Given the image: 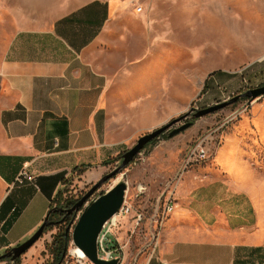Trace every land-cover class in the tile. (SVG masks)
Instances as JSON below:
<instances>
[{
    "label": "crops",
    "instance_id": "obj_1",
    "mask_svg": "<svg viewBox=\"0 0 264 264\" xmlns=\"http://www.w3.org/2000/svg\"><path fill=\"white\" fill-rule=\"evenodd\" d=\"M120 1L86 0L46 26L0 25V255L37 230L79 168L97 179L134 132L161 122L159 59L113 75L95 49ZM178 155L150 157L157 175L174 173L175 204L140 264H264V181L241 142L225 136L214 163L174 179ZM22 169L33 183L14 184ZM43 249L37 240L21 264Z\"/></svg>",
    "mask_w": 264,
    "mask_h": 264
},
{
    "label": "rangeland",
    "instance_id": "obj_2",
    "mask_svg": "<svg viewBox=\"0 0 264 264\" xmlns=\"http://www.w3.org/2000/svg\"><path fill=\"white\" fill-rule=\"evenodd\" d=\"M84 1L0 0V25L7 30L20 24L46 26ZM138 5L142 7L140 13L134 11ZM118 11L121 14L119 21L110 24L95 49L101 51V59L107 56L106 67L113 75L134 62L152 71V60L155 58L158 62L159 59L155 74L160 76L161 122L134 132L116 155L118 157H111L112 161L104 165L97 179L87 180L78 175L68 178L52 207L68 198L79 200L99 178L121 163V154L131 148L140 135L184 114L191 107H207L264 84V0H121ZM186 120L192 122L190 127L170 138L166 132L161 134L91 196L106 191L118 180H125L128 182L126 202L145 212V219L138 225L130 215L119 218L115 230L119 264H140L152 248L156 222L151 221V216L156 206L160 209L163 205L165 181L174 175L165 179L157 175L154 163L150 162L151 155L168 154L178 147V171L187 150L204 137L202 145L207 158L190 163L184 169L187 172L203 162L204 166L214 163L215 152L225 136L231 135L241 142L257 175L264 181V94L253 100L240 98L215 112ZM137 183L147 187L143 194L134 197ZM78 214L68 222L56 223L41 235L38 240L44 242V249L34 256L36 264H51L46 245L50 244L58 228H68L70 238L62 264H92L73 252L71 230ZM25 253L18 263L10 264H21Z\"/></svg>",
    "mask_w": 264,
    "mask_h": 264
},
{
    "label": "water",
    "instance_id": "obj_3",
    "mask_svg": "<svg viewBox=\"0 0 264 264\" xmlns=\"http://www.w3.org/2000/svg\"><path fill=\"white\" fill-rule=\"evenodd\" d=\"M263 94L264 84L254 88H249L244 92L207 107H191L184 114L172 118L169 122L140 135L137 138L135 144L121 154V163L99 178L97 182H95L89 188V190L75 202L73 206L70 208H57L58 210L67 214L79 213L71 230V243L80 249L84 256L92 264H118L120 260L119 258H113L110 260L98 258L96 240L103 224L114 214H116L122 206L127 185L125 180H118L102 194L91 197L96 189L104 181L118 174L120 170L124 168L129 162H131L134 157L140 153L143 147L152 139L158 138L165 132L170 138L190 127L192 122L186 120L188 117L199 118L224 108L225 106L236 102L240 98H249L250 100H253ZM54 209L55 207H52L48 211L41 225L29 238L10 248L3 255H0V258H9L8 262L13 263L17 257L25 253L41 237L44 228L54 223L53 221L49 220V214ZM65 232L68 233V228L65 229ZM65 252L66 249L63 252V256Z\"/></svg>",
    "mask_w": 264,
    "mask_h": 264
},
{
    "label": "built area",
    "instance_id": "obj_4",
    "mask_svg": "<svg viewBox=\"0 0 264 264\" xmlns=\"http://www.w3.org/2000/svg\"><path fill=\"white\" fill-rule=\"evenodd\" d=\"M137 12L142 10L140 5L135 7ZM204 141V137L197 142L196 145L189 148L184 156L182 167H180L177 176L174 179H177L181 172H184V169L193 162L204 161L207 158V152L204 149L202 142ZM25 182L33 183L34 177L33 175L26 172L25 169H22L18 172L15 177L14 184H23ZM126 185L128 187V182ZM173 182L171 180L166 182V186L162 192L164 196V203L160 207L156 206L154 212L151 216V221L155 220L156 227L155 232H152V247L157 245V234L159 226L162 220L172 211V208L175 204V198L173 195V191L170 189ZM127 190V188H126ZM146 191V186L142 183H137L135 186V196L137 197L139 194H143ZM126 192V191H125ZM126 197V194H125ZM124 197V202L118 212L114 214L111 218H109L102 226L101 231L98 234L96 244H97V256L98 258L104 260H110L113 258H119V248L115 246V241L117 240L115 236L116 226L119 222V218H126L127 216H131L134 219V224L138 225L145 219L144 210L139 207L135 208L133 204H128ZM118 241V240H117ZM120 247V246H119ZM120 259V258H119ZM120 262V260H119ZM119 264V263H118Z\"/></svg>",
    "mask_w": 264,
    "mask_h": 264
},
{
    "label": "trees",
    "instance_id": "obj_5",
    "mask_svg": "<svg viewBox=\"0 0 264 264\" xmlns=\"http://www.w3.org/2000/svg\"><path fill=\"white\" fill-rule=\"evenodd\" d=\"M204 87H205V85L203 86L202 91L204 90ZM156 139L157 138L152 139L144 147H146L148 144H152ZM117 157L118 156H116L114 158H117ZM112 159L113 158L106 160L104 162V164H107L109 161H112ZM82 172H83V168H79L77 170L76 174L80 175ZM59 192L60 191L57 192L56 196L59 194ZM102 193L103 192H100V194H102ZM76 201H77L76 199H72V198L65 199V200H63V202L58 201L54 206L55 209L52 210L49 214V220L53 221L54 223L52 225L46 226L43 230V233L51 230L56 225V223H58V222L65 223V222L70 221L74 217H76L77 214H74V213H68L67 214V213L57 209V208H70L71 206H73L75 204ZM53 205L54 204L52 203L51 208ZM69 240H70V238H69L68 233H66L64 229L58 228L57 232L52 236V240H51L50 244L46 245L47 252L52 258L51 264H62V260L64 257L63 252L65 249H67V245H68ZM4 260L8 261L9 258H5V257L0 258V261H4ZM19 260H20V256L17 257L13 261V263H18Z\"/></svg>",
    "mask_w": 264,
    "mask_h": 264
},
{
    "label": "bare ground",
    "instance_id": "obj_6",
    "mask_svg": "<svg viewBox=\"0 0 264 264\" xmlns=\"http://www.w3.org/2000/svg\"><path fill=\"white\" fill-rule=\"evenodd\" d=\"M118 179H119V178H118ZM116 182H117V181H116ZM73 252L76 253L77 256H78L79 258H84V259L86 258V257L84 256L83 252H82L80 249H78L77 247L74 248Z\"/></svg>",
    "mask_w": 264,
    "mask_h": 264
}]
</instances>
